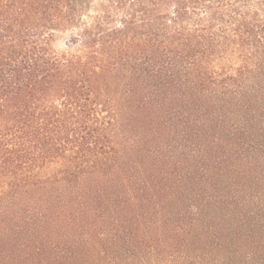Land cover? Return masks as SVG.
<instances>
[{"label": "trees", "instance_id": "1", "mask_svg": "<svg viewBox=\"0 0 264 264\" xmlns=\"http://www.w3.org/2000/svg\"><path fill=\"white\" fill-rule=\"evenodd\" d=\"M263 226L264 0H0V264H264Z\"/></svg>", "mask_w": 264, "mask_h": 264}, {"label": "rangeland", "instance_id": "2", "mask_svg": "<svg viewBox=\"0 0 264 264\" xmlns=\"http://www.w3.org/2000/svg\"><path fill=\"white\" fill-rule=\"evenodd\" d=\"M67 40H68V35L61 36L57 42V46L59 48H64ZM256 232H257L256 237L258 239H261L260 241H263L264 240V226L261 227L260 229H256Z\"/></svg>", "mask_w": 264, "mask_h": 264}]
</instances>
